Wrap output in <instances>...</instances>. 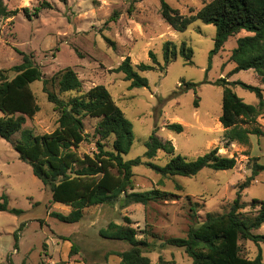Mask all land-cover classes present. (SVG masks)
I'll list each match as a JSON object with an SVG mask.
<instances>
[{
  "label": "rangeland",
  "instance_id": "rangeland-1",
  "mask_svg": "<svg viewBox=\"0 0 264 264\" xmlns=\"http://www.w3.org/2000/svg\"><path fill=\"white\" fill-rule=\"evenodd\" d=\"M42 1L48 2L50 8L26 17L22 9L27 7L32 14ZM163 1L189 16L210 0ZM3 3L9 11L18 13L0 16V70L8 80L15 76L10 68L22 62L17 49L32 55L42 75L41 81L30 85L39 111L32 118H26L23 129L42 135L57 127L58 111L43 92V80L70 68L77 73L81 90L59 93L57 80L49 83V90L68 101L94 86L103 85L132 125L133 143L123 156L125 161L140 157L143 162L164 167L170 156L162 151L151 160L144 158L145 142L157 130L156 135L170 141L175 154L187 160H194L217 147L221 155L234 157L236 165L225 171L204 168L190 178H164L145 164L135 166L132 169L134 191L158 189L175 197L150 202L147 207L135 203L124 208L120 203L93 206L83 211L80 222L67 224L52 213L67 215L70 208L52 202L49 189L33 175L31 167L19 159L11 143L0 138V196L6 194L10 207L24 211L20 216L0 212V264H119L117 256H109L106 262L101 257L108 251H124L129 246L100 238L99 230L109 222L124 224V217L131 220L137 238L149 243V249L143 254L150 264H192L183 249L161 245L167 239L185 237L189 226L203 221L206 214L228 212L239 186L251 175L253 163L264 165V119L259 117L249 126L250 129L260 128L263 134L250 135L248 145H225L224 129L219 122L222 88L214 84L219 78H227L261 86L252 70L228 76L235 66L229 62L231 50L236 47L237 38L247 33L228 38L223 49L210 60L215 26L196 20L185 31H174L161 17V0H3ZM114 14L116 18L112 21ZM166 41L177 47L185 43L193 52V64H185L183 57L178 56L164 66L163 71L155 66L153 71L140 73L148 85L134 89L128 88L129 82L124 80L123 74L111 72L128 56L134 67L139 63L152 64L149 51L162 66V46ZM188 83L192 86H187ZM261 87L264 89V85ZM231 88L245 103H257L255 94L239 86ZM99 120L83 119L87 141L73 149L79 156L96 151L95 129ZM172 123L181 124L183 131L167 130L166 125ZM19 137L17 133L11 139L14 142ZM113 139L111 136L102 141L106 150H111ZM252 199L264 201V170L241 191V202L245 205L241 213L254 215L249 207ZM255 233L264 235V225ZM73 245L78 253L69 256ZM239 245L242 256L250 259L256 256L257 247L253 243L240 241Z\"/></svg>",
  "mask_w": 264,
  "mask_h": 264
},
{
  "label": "trees",
  "instance_id": "trees-1",
  "mask_svg": "<svg viewBox=\"0 0 264 264\" xmlns=\"http://www.w3.org/2000/svg\"><path fill=\"white\" fill-rule=\"evenodd\" d=\"M49 8V3L42 1L32 14L27 7L22 11L29 18L37 15L41 9ZM17 13V10L9 11L3 0H0V16H15ZM160 14L165 23L177 32L185 31L196 20L215 26L216 36L210 60L223 49L228 38L241 32L247 33L237 38L236 47L231 50L229 62L235 66L228 76L252 70L259 84L264 85V0H210L189 16L180 14L161 0ZM115 16L114 14L110 20L114 21ZM106 42L113 46L108 39ZM16 51L21 55L22 62L10 68L15 76L8 80L0 70V138L11 143L19 159L28 164L33 175L49 189L52 202L70 208L67 215L52 213L60 222L76 224L83 218V211L93 206H114L120 203V207L124 208L135 203L147 207L150 202L174 198L172 193L158 189L134 191L132 169L141 164L164 178H190L204 168L225 171L235 167L236 159L221 155L217 147L194 160H187L184 156L175 154L172 143L161 140L156 135L157 130L145 142L144 158L151 160L158 151H162L170 156L164 167L143 162L140 157L125 161L123 156L130 151L133 143L132 125L103 85L94 86L68 101L49 90V83L55 80L59 93L81 90V81L70 68L59 71L49 80H43V92L48 102L58 111L57 127L51 133L42 135L23 129L26 118H32L39 111L30 85L41 81L42 75L34 65L31 54ZM192 55V50L185 43L177 47L173 42L166 41L162 46V66H159L155 54L149 51L152 64L139 63L134 67L128 56L111 72L123 74L124 80L129 82V89L147 87L148 81L140 73L153 71L155 66L163 71L164 66L175 61L178 56L183 57L185 64L191 65ZM214 84L222 88V113L219 122L224 129L225 145H248L250 135L261 136L263 131L260 128L250 129L249 126L256 123L259 117L264 119V89L241 81H229L227 78H219ZM186 85L192 86L191 83ZM234 86L255 94L257 103H245L232 90L231 87ZM194 105L198 106L197 100ZM85 117L100 119L95 129L98 140L95 152L79 156L73 149L87 141L83 123ZM166 128L175 133L183 131L179 123L167 124ZM17 133H20V137L13 142L11 138ZM111 136L114 137L111 150H106L102 141ZM263 170L264 165L253 163L251 175L239 186L228 212L206 214L203 221H195L189 226L185 237L167 239L161 246L183 249L192 264H264V235L255 233L264 225V201L252 199L249 204L254 211L252 216L240 212L245 208L241 202V191L249 187L255 176ZM0 200V212L15 216L24 213L9 206L6 194H2ZM190 210L193 211V208ZM123 221L124 224L109 222L99 230V236L104 240L123 242L129 248L124 251H108L101 257L102 261L106 262L109 256L114 255L120 258L119 264H150L149 258L143 254L144 250L149 249V243L137 238V231L128 217H124ZM14 240L16 248V233ZM240 241H249L257 247L254 258L241 255ZM77 253L78 248L73 245L69 256Z\"/></svg>",
  "mask_w": 264,
  "mask_h": 264
}]
</instances>
